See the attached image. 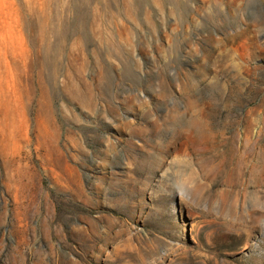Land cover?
Instances as JSON below:
<instances>
[{"label": "rangeland", "instance_id": "1", "mask_svg": "<svg viewBox=\"0 0 264 264\" xmlns=\"http://www.w3.org/2000/svg\"><path fill=\"white\" fill-rule=\"evenodd\" d=\"M0 264H264V0H0Z\"/></svg>", "mask_w": 264, "mask_h": 264}]
</instances>
